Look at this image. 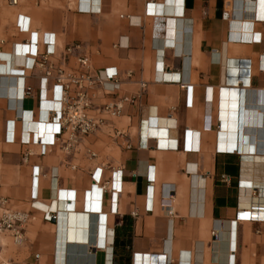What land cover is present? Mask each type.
<instances>
[{
  "label": "crops",
  "instance_id": "crops-1",
  "mask_svg": "<svg viewBox=\"0 0 264 264\" xmlns=\"http://www.w3.org/2000/svg\"><path fill=\"white\" fill-rule=\"evenodd\" d=\"M0 37V198L30 216L16 259L264 264V0H19ZM80 56L102 125L73 142L50 108Z\"/></svg>",
  "mask_w": 264,
  "mask_h": 264
},
{
  "label": "built area",
  "instance_id": "built-area-1",
  "mask_svg": "<svg viewBox=\"0 0 264 264\" xmlns=\"http://www.w3.org/2000/svg\"><path fill=\"white\" fill-rule=\"evenodd\" d=\"M19 4V0H0V13L3 7L14 8ZM5 45V41L0 37V55ZM24 45H29L26 42ZM80 45H73L65 49V54L71 56L74 52L79 51ZM54 55L51 50V45H47V49L40 60L33 64V68H38L44 71V79L41 84L51 77L52 68L47 65V58ZM36 57V53L33 55ZM77 68L74 72L64 75L59 71L55 78V89L59 90V99L56 101L58 108H50L53 114L49 125L53 126L54 136L62 137L68 135L69 140L76 142L82 137H86L99 129L102 125V120L95 119L89 116V111L92 109L91 99L87 96V88L94 81H99L98 77H93L90 72L88 59L84 56L76 58ZM24 96H31L30 90L24 91ZM53 102V101H51ZM133 101L127 98L116 100L113 103L102 106L99 113H104L112 117L120 116L124 106L131 104ZM118 172L113 173L110 181V193L113 198H116L120 193V187L116 183ZM30 220V216L24 212L10 210L7 207V201L0 198V243L5 237H9L14 246H22L24 242V229ZM46 221H51V216H45ZM1 248V245H0ZM38 256L34 257V261L22 262L16 260H8L0 264H38Z\"/></svg>",
  "mask_w": 264,
  "mask_h": 264
},
{
  "label": "rangeland",
  "instance_id": "rangeland-1",
  "mask_svg": "<svg viewBox=\"0 0 264 264\" xmlns=\"http://www.w3.org/2000/svg\"><path fill=\"white\" fill-rule=\"evenodd\" d=\"M0 245L3 248V255L0 256V263L8 261L9 259H14L17 261H21L22 258H18L16 259V247L12 244L11 240L9 239V237H5Z\"/></svg>",
  "mask_w": 264,
  "mask_h": 264
},
{
  "label": "bare ground",
  "instance_id": "bare-ground-1",
  "mask_svg": "<svg viewBox=\"0 0 264 264\" xmlns=\"http://www.w3.org/2000/svg\"><path fill=\"white\" fill-rule=\"evenodd\" d=\"M52 131H53V127H52ZM244 217V216H243Z\"/></svg>",
  "mask_w": 264,
  "mask_h": 264
}]
</instances>
